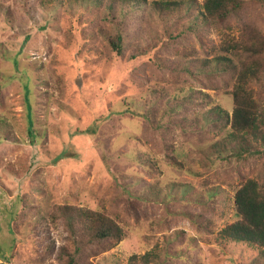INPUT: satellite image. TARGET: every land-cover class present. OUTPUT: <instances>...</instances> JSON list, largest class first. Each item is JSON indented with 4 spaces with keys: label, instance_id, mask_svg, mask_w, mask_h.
Masks as SVG:
<instances>
[{
    "label": "rangeland",
    "instance_id": "1",
    "mask_svg": "<svg viewBox=\"0 0 264 264\" xmlns=\"http://www.w3.org/2000/svg\"><path fill=\"white\" fill-rule=\"evenodd\" d=\"M80 7L0 0V264H57L62 249L73 250L67 230L46 220L54 204L119 218L126 236L88 252L92 264H142L146 253L149 264H264V250L216 244L205 228V216L215 230L234 221L228 185L205 188L215 187L222 208L183 205L202 179L257 178L264 160L214 157L209 146L222 130L191 131L164 112L173 88L200 87L173 70L182 49L203 56L199 39L218 41L219 29L181 35L182 27L130 15L117 56L103 12ZM247 16L264 22V8L253 3ZM203 90L231 113L224 90ZM173 138L188 172L167 162ZM175 182L184 186L179 198L169 193Z\"/></svg>",
    "mask_w": 264,
    "mask_h": 264
},
{
    "label": "trees",
    "instance_id": "2",
    "mask_svg": "<svg viewBox=\"0 0 264 264\" xmlns=\"http://www.w3.org/2000/svg\"><path fill=\"white\" fill-rule=\"evenodd\" d=\"M36 1L43 5L76 4L80 5V8L91 4L102 11L104 15L100 13L99 17L108 22L109 30L105 28L101 31L110 50L117 56L123 53L124 47L121 26L130 15V20L135 22L138 21L136 16L147 15L151 19H158L165 27L176 30L182 27L181 35L185 33L184 30L196 34L200 28L219 29L218 41L207 37L199 39L201 44L199 51L204 54L203 56H199L200 53L194 46L182 49V59L176 66H172L173 70L190 76L187 78L191 81L195 79L200 87H189L187 90L173 88V94H167L164 112L166 115L178 116L179 123L191 131L218 128L220 133L222 130L209 146L214 157L223 159L236 156L243 161L250 158L264 160V22L261 18L252 19L247 16L248 6L257 3L264 8V0ZM203 45L209 50L204 51ZM75 56L80 57V54L75 53ZM46 83L49 82L46 80ZM204 87L224 90L225 94L230 95L231 113L216 104L213 95L205 92ZM177 141L179 139L173 138L166 144L165 149L172 151L166 158L169 164L184 170L186 164L175 154ZM198 161L201 162L200 157ZM206 163L207 166L208 162ZM202 165L204 166L203 163ZM220 183L228 185L234 192L235 219L222 229L215 230L214 221L205 216L206 230L210 232L216 244L240 245L247 249L257 248L263 251L264 163L257 178L245 177L237 182L230 176L224 181L215 180V177L202 179L197 190L190 193V198L184 200L183 205L201 206V202H205L214 205L208 206V211L222 208L218 200L220 194L216 192L215 187L207 192L205 190L212 185L223 187ZM170 187L169 193L172 196L181 197L179 191L184 188L182 184L175 182L168 186ZM202 191L206 193H201ZM152 195L155 196L154 193ZM210 213L214 214V211ZM46 220L51 224L62 225L73 244L71 252L61 250L62 261L59 259L60 262L57 264H92L88 260V252L92 250L91 252L96 255L95 253L110 250L126 236V230L120 225L119 218L111 216L105 209L54 204L49 208ZM46 248L50 251L49 242ZM149 257L150 253L141 257L142 264L152 262L153 257L151 259ZM131 264H137L135 257L132 258Z\"/></svg>",
    "mask_w": 264,
    "mask_h": 264
}]
</instances>
